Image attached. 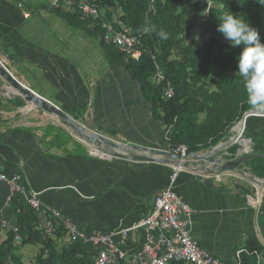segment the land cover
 Here are the masks:
<instances>
[{"label": "crops", "instance_id": "crops-1", "mask_svg": "<svg viewBox=\"0 0 264 264\" xmlns=\"http://www.w3.org/2000/svg\"><path fill=\"white\" fill-rule=\"evenodd\" d=\"M53 1L0 0L2 63L88 129L162 148L164 127L153 118L140 86L124 67L109 63L98 39L55 14ZM183 3L191 14V30L200 31L205 1ZM47 142L42 130L0 114V172L19 175L45 204L78 226L101 231L129 227L150 214L155 195L172 184L191 209V233L202 249L230 264L256 236L264 254V191L257 189L253 196L237 189L231 174L210 173V166L198 168L197 160H191L192 168L175 171L172 181L173 167L166 163L95 155L75 137L60 146ZM0 211L13 218L4 182ZM142 242L138 229L122 247L130 255Z\"/></svg>", "mask_w": 264, "mask_h": 264}, {"label": "trees", "instance_id": "trees-1", "mask_svg": "<svg viewBox=\"0 0 264 264\" xmlns=\"http://www.w3.org/2000/svg\"><path fill=\"white\" fill-rule=\"evenodd\" d=\"M70 1V7H52V10L70 25L98 39L109 63L124 67L130 79L140 86L152 104L153 118L164 127L163 139L169 149L185 146L186 153L191 154L214 147L233 130L244 112L252 108L247 103L243 77L237 72L240 48L230 47L217 31V25L225 12L240 13L258 30L264 42V6L255 0H212L205 28L193 36L188 34V30L193 32L192 18L183 0H156L153 7L149 0H88L97 4L102 19H120L139 36L138 59L126 58L118 47L105 40L101 19L86 16L79 9L82 0ZM204 31L209 32L207 39H201ZM157 66L164 75L160 83L153 79ZM168 82L174 90L170 98L164 95ZM245 132L254 149L264 148V116L248 117ZM230 149L236 152L238 148ZM262 160L264 156L248 161ZM258 175L264 177V173ZM9 205L13 210L11 220L0 211V264H28L21 254L28 245L39 247L34 264H95L96 251L79 241L67 242L62 225L54 236H45L39 214L24 194L14 193ZM2 219L17 228L10 227L5 237ZM245 249L240 256L241 264H258L253 252H262L263 246L256 236L249 238Z\"/></svg>", "mask_w": 264, "mask_h": 264}, {"label": "built area", "instance_id": "built-area-1", "mask_svg": "<svg viewBox=\"0 0 264 264\" xmlns=\"http://www.w3.org/2000/svg\"><path fill=\"white\" fill-rule=\"evenodd\" d=\"M65 1L69 7L72 5L70 0ZM155 1L149 0L150 7L154 6ZM204 1L205 9L202 14V23L205 26L213 1ZM59 6H63L61 0L53 1L52 7ZM78 7L84 15L101 19V27L105 30V40L118 47L126 58L138 59L140 57L139 36L132 32L120 19L115 21L102 19L97 4L92 1L82 0ZM208 37L209 32L204 31L201 39H207ZM153 79L156 83H160L164 79L159 66H157ZM164 93L167 98L172 97L174 94L169 82L164 88ZM172 151L187 154L185 146H179ZM92 154L95 153L92 152ZM175 176L176 172L171 177L172 181ZM0 182H4L8 186V201L16 192L24 194L28 203L38 212L40 226L44 230L45 236H54L57 234L59 226L62 225L66 231L65 240L67 242L79 241L82 244L91 246L96 251L94 255L95 264H171L174 261H184L188 264H225L220 258L202 249L192 236L189 218L192 213L191 209L176 193L172 184L158 191L155 195L154 207L144 219L129 227L101 231L80 227L72 220L62 216L56 208L45 204L41 200L39 192L27 188L19 175L9 176L4 172H0ZM1 225L3 230L10 227L14 230L17 229L16 226H11L7 219H2ZM138 229L143 230V242L140 248L128 255V252L123 250L122 246H124L128 237ZM17 240H19V236H17ZM244 251H246L245 248L237 251L236 260L230 264H241L240 256ZM253 254L256 256L258 264H264V254L262 252L254 251ZM126 259L127 261H125Z\"/></svg>", "mask_w": 264, "mask_h": 264}, {"label": "water", "instance_id": "water-1", "mask_svg": "<svg viewBox=\"0 0 264 264\" xmlns=\"http://www.w3.org/2000/svg\"><path fill=\"white\" fill-rule=\"evenodd\" d=\"M0 76L11 85L12 91L8 92L10 97H15L16 94L22 95L26 101L29 102L26 109L31 108H42L46 111L53 113L57 118L62 120L64 124L78 136V138L84 142L88 143L90 147L95 150H104L109 153L107 157L109 158H122L133 161H144V162H160L166 163L173 167L174 170H179L182 168H192V159L196 160H206L209 162L210 168L207 170L210 173H223L226 171H235L238 174L248 178L250 181H255L257 178L255 175L251 174L247 168L243 166V163L256 157L264 156V153H251L250 151L242 150V147L237 149L239 155L231 159H223L217 157L219 151L223 150L230 144L221 143L217 144L215 151L210 153H191V154H180L168 149H161L157 147L145 146L136 143L118 142L110 137H107L98 132H94L83 124L71 117L67 112H65L60 106L54 103L52 100L40 95L30 86L19 80L9 68L2 63L0 60ZM33 103V104H31ZM250 116H264V113H258L253 108L245 111L241 119L237 122L242 124L243 132L246 126V119ZM236 123V124H237ZM252 142L251 138H247ZM116 149H121L117 151ZM108 153H105L106 155Z\"/></svg>", "mask_w": 264, "mask_h": 264}, {"label": "rangeland", "instance_id": "rangeland-1", "mask_svg": "<svg viewBox=\"0 0 264 264\" xmlns=\"http://www.w3.org/2000/svg\"><path fill=\"white\" fill-rule=\"evenodd\" d=\"M61 1H62L63 6L69 7V5L65 3L66 2L65 0H61ZM52 4H53V2H52ZM200 26H202V25H200ZM203 27H204V25H203ZM190 32L191 31L188 30V34H190V36H193L195 34V32H191V33ZM0 59H2V57H0ZM19 76H20V74H19ZM6 85L8 87V83L0 76V114H2V112H4V113L6 112L7 114H10V116H12L15 120H17L18 123H23L24 125H30L37 130H42L44 137L46 138V141L48 140L47 143H49V144H52V145L55 144V145L60 146V145L64 144V141H66L67 139L73 138V137H75V139H77L81 142V140L78 138V136L76 134H74L64 124V122L62 120H60L59 118H57L53 113L46 111L42 108H36V107L31 108V109H25V107L28 106L29 102L26 101V99L20 94H16L15 97H10L8 95ZM8 88L10 91L13 90L11 87H8ZM236 130H237V126H235L232 131H229V133L224 138V140H222L219 144L225 143L226 141H228L231 134L233 132H235ZM243 135H244V139L249 138L248 135L246 134L245 130L243 132ZM112 139H114L118 142H121V140H119V139H116V138H112ZM83 144H86V143H81V146H84ZM217 146L218 145L211 147V148H208V149H205V150H202V151H199V153H202V154L206 153L207 154V153L213 152L216 150ZM235 146L237 148L242 147V150H245V151H250L252 148V150L250 151L251 153L264 152V148H260L258 150L254 149V143H252V142H251L248 150L246 149V147L242 143L241 144L234 143V144L228 145L226 148L219 151L215 155L217 157L223 158V159L234 158L235 156H237L239 154H238L237 150H236V152H232L230 148L235 147ZM161 149L171 150L168 148L166 143L164 144V146H162ZM88 151L94 152L95 149L93 147H90ZM99 151L100 152H98L99 154H97V155L107 157L106 154L105 155L101 154V151L103 154L108 153L107 151H104V150H99ZM192 160H194V159H192ZM196 162L198 164V168L202 167L203 169H205V166H207V167L209 166V162L206 160H197ZM195 166L197 167V165H195ZM243 166L246 167L251 174L255 175L259 179L264 180V177L258 175V173L259 174L264 173V168H263L264 160H262V161H251V162L246 161L243 163ZM225 173L231 174V176H230L231 181L230 182L237 189L248 192L249 194H251L253 196H255L257 194V189L259 192L264 191V188L260 191L257 184H254L248 178L238 174L235 171H226ZM3 237H5V236H3ZM38 251H39L38 246L28 245L21 250V254H22L23 259L26 263L34 264L36 255L38 254Z\"/></svg>", "mask_w": 264, "mask_h": 264}, {"label": "clouds", "instance_id": "clouds-1", "mask_svg": "<svg viewBox=\"0 0 264 264\" xmlns=\"http://www.w3.org/2000/svg\"><path fill=\"white\" fill-rule=\"evenodd\" d=\"M255 2L264 6V0ZM218 20L217 31L230 47L240 48L237 72L243 77L248 105L264 111V42L258 30L240 13L228 11Z\"/></svg>", "mask_w": 264, "mask_h": 264}, {"label": "bare ground", "instance_id": "bare-ground-1", "mask_svg": "<svg viewBox=\"0 0 264 264\" xmlns=\"http://www.w3.org/2000/svg\"><path fill=\"white\" fill-rule=\"evenodd\" d=\"M8 87H11V85L9 83H8ZM31 104H33V103H31ZM256 111H258V113H264L261 110H256ZM236 126H237V130L231 134V136L229 137V140L226 141V142H228L226 144H234V143L241 144L242 143L246 147V149L248 150V148L250 147L251 142L248 141L247 138L244 139L242 124L240 125V123H237ZM116 150L117 151H121V152L123 151L121 149H116ZM94 152L98 153L100 151L99 150H95ZM108 155H109V153L107 154V156ZM251 182H253L254 184H257V186H258L260 191L264 188V180H262V179H256L255 181H251Z\"/></svg>", "mask_w": 264, "mask_h": 264}]
</instances>
